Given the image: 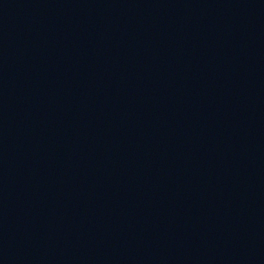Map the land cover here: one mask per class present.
I'll return each instance as SVG.
<instances>
[{
	"label": "water",
	"instance_id": "1",
	"mask_svg": "<svg viewBox=\"0 0 264 264\" xmlns=\"http://www.w3.org/2000/svg\"><path fill=\"white\" fill-rule=\"evenodd\" d=\"M113 264H264V0H118Z\"/></svg>",
	"mask_w": 264,
	"mask_h": 264
}]
</instances>
